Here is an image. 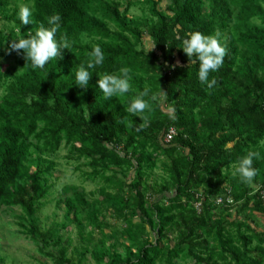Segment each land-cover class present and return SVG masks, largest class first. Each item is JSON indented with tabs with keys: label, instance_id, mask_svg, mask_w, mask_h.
<instances>
[{
	"label": "trees",
	"instance_id": "1",
	"mask_svg": "<svg viewBox=\"0 0 264 264\" xmlns=\"http://www.w3.org/2000/svg\"><path fill=\"white\" fill-rule=\"evenodd\" d=\"M21 4L33 9L29 25L17 19ZM54 14L56 38L69 47L33 70L22 49L10 50L15 29L27 37ZM197 31L225 49L211 89L197 79L195 54L181 48ZM97 45L104 62L81 88L75 72ZM0 59L13 61L0 64V210L21 209L23 233L59 248L47 255L54 264H264V232L248 224L264 216V0H0ZM120 67L130 91L105 99L96 74ZM139 93L156 96L146 125L124 109ZM170 128L178 134L164 144ZM62 148L97 186L66 185L58 201L60 230L72 225L80 239L72 257L60 232H39L34 219ZM249 151L260 153L257 173L241 183L235 168ZM227 191L234 206H217Z\"/></svg>",
	"mask_w": 264,
	"mask_h": 264
},
{
	"label": "clouds",
	"instance_id": "2",
	"mask_svg": "<svg viewBox=\"0 0 264 264\" xmlns=\"http://www.w3.org/2000/svg\"><path fill=\"white\" fill-rule=\"evenodd\" d=\"M33 9L27 4H21L18 7L17 19L21 25H29L32 23L31 17ZM61 17L54 14L47 18V23L50 27L40 26L34 33L29 32L27 37L21 36V28H16V39L11 40L10 50H23L27 63L33 70L43 69L45 65L62 55V50L69 47L68 42L63 38H56V33L60 28ZM258 23V21H256ZM189 58L195 54L196 60L199 61L197 71V79L205 84L208 89L213 88L216 84L214 77L210 78V73L216 72L222 65L225 49L215 36L204 35L200 32H193L187 39L183 41L181 47ZM104 54L101 48L94 46L88 54L86 61L82 62L80 67L75 72L74 83L86 88L89 85V80L92 75L90 70H95L104 62ZM195 62V61H192ZM119 75L116 74H100L97 80L98 89L102 92L105 99L112 97L124 98L126 93L130 91L129 69L127 67L119 68ZM144 93L137 94L131 98L127 106L124 108L127 113L137 116L146 125L149 121V116L152 112V101H155L156 96L153 95L149 99H145ZM260 153L249 151L246 155L238 158L235 173L238 174L241 183H249L256 175L257 170L253 168V159H259Z\"/></svg>",
	"mask_w": 264,
	"mask_h": 264
},
{
	"label": "rangeland",
	"instance_id": "3",
	"mask_svg": "<svg viewBox=\"0 0 264 264\" xmlns=\"http://www.w3.org/2000/svg\"><path fill=\"white\" fill-rule=\"evenodd\" d=\"M166 3L162 2L161 7H165ZM137 8L131 9L130 16L132 18L140 16ZM144 45L148 48L151 46L150 39L144 40ZM12 59H0V64L4 67L12 64ZM0 88V97L2 96ZM68 157V149L62 148L55 156H53L56 164L53 182L50 195L43 208L36 214L34 219L37 222L38 230L42 233L55 230L63 238L61 247L64 248L68 257H72L73 250L81 246L77 229L74 226L68 225L66 231L60 230V224L64 221L65 209L63 205H58V201L62 198V191L66 185L82 187L86 192H94L97 188L95 184L84 183L81 178V173L75 170L76 163L70 162ZM160 176V175H157ZM22 216V211L19 208L0 210V264H54V261L47 255L57 253L59 248L47 245L39 237V241L33 242L23 233V230L18 225L20 224L19 217ZM113 228H123L121 222L108 220ZM248 224L257 232H264V216L254 214L253 218L248 221ZM154 236V235H153ZM96 238H99L98 236ZM84 264H95L88 257ZM181 264V263H180Z\"/></svg>",
	"mask_w": 264,
	"mask_h": 264
},
{
	"label": "built area",
	"instance_id": "4",
	"mask_svg": "<svg viewBox=\"0 0 264 264\" xmlns=\"http://www.w3.org/2000/svg\"><path fill=\"white\" fill-rule=\"evenodd\" d=\"M177 134L178 132L174 128H170L167 131V133L164 135V137L162 138V142H164V144H170ZM261 195H262V198L264 199V192H262ZM196 198L197 200L195 203V208L200 213L202 211L203 202L205 199L201 193H198ZM215 204L217 206L232 207L234 206V200L232 196L230 195V192L227 191V194H225L224 196H220L216 198Z\"/></svg>",
	"mask_w": 264,
	"mask_h": 264
}]
</instances>
